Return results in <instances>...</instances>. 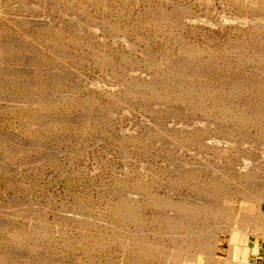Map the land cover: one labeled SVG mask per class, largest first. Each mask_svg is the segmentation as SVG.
Here are the masks:
<instances>
[{
	"label": "rangeland",
	"instance_id": "1",
	"mask_svg": "<svg viewBox=\"0 0 264 264\" xmlns=\"http://www.w3.org/2000/svg\"><path fill=\"white\" fill-rule=\"evenodd\" d=\"M228 263L264 264V0H0V264Z\"/></svg>",
	"mask_w": 264,
	"mask_h": 264
},
{
	"label": "bare ground",
	"instance_id": "2",
	"mask_svg": "<svg viewBox=\"0 0 264 264\" xmlns=\"http://www.w3.org/2000/svg\"><path fill=\"white\" fill-rule=\"evenodd\" d=\"M255 25V24H254ZM229 250V249H228ZM235 251V250H234ZM230 252V251H229ZM237 253V252H236ZM233 254H234V252H233ZM235 256V255H234ZM226 263V262H225ZM229 264V263H228ZM230 264H233V263H230ZM234 264H236V263H234Z\"/></svg>",
	"mask_w": 264,
	"mask_h": 264
}]
</instances>
